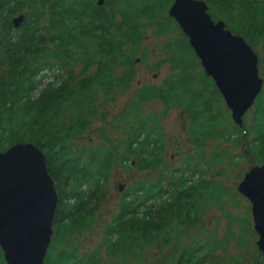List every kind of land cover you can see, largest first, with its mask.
Wrapping results in <instances>:
<instances>
[{
  "label": "trees",
  "instance_id": "obj_1",
  "mask_svg": "<svg viewBox=\"0 0 264 264\" xmlns=\"http://www.w3.org/2000/svg\"><path fill=\"white\" fill-rule=\"evenodd\" d=\"M96 1L0 0V69H6L0 73V151L16 142L35 143L45 154L58 195L44 264H104L102 249L108 258H120V264H142L149 247L167 246L176 231L179 243L187 228L201 220L208 204L222 202L226 192L220 183L202 174L195 179L199 163L174 168L165 178L168 167L160 117L151 112L138 116L140 102L160 101L161 116L182 108L194 143L209 137L237 146L249 138L246 148L252 162L264 164V90L243 116L242 126L230 123L229 109L212 105L213 101L220 104L218 98H222L213 79L203 68L197 70L199 59L187 36L167 13L172 0H104L101 5ZM205 1L212 18L224 17L226 27L243 36L253 49L259 37L264 38V0ZM20 13L22 22L15 26L12 18ZM153 24L156 37L172 28L179 31L178 37L171 36L162 46L167 56L150 66L154 70L168 63L169 75L158 85L136 89L132 111L124 113L128 130L120 142L87 152L72 151L70 142L89 128L99 106L129 88L136 75L137 48L146 36L145 28ZM139 58L145 62L146 51ZM259 62L264 63V54ZM75 64L80 66L77 72ZM49 69L59 71L57 79L43 83V72ZM117 163L139 170L159 169L160 174L122 192L117 213L104 225L101 243L80 256L77 245L66 237L89 224L96 205L85 207ZM177 171L181 173L176 175ZM245 233L228 232L217 243L204 234L185 248L176 242L169 256L174 264H224L215 252H226L232 239L236 246H243ZM0 264H6L1 249ZM226 264H239V259L234 256ZM248 264H264V256L257 252Z\"/></svg>",
  "mask_w": 264,
  "mask_h": 264
},
{
  "label": "rangeland",
  "instance_id": "obj_2",
  "mask_svg": "<svg viewBox=\"0 0 264 264\" xmlns=\"http://www.w3.org/2000/svg\"><path fill=\"white\" fill-rule=\"evenodd\" d=\"M222 18L223 19L219 20L225 22L226 19L224 17ZM154 29V24L145 28L146 36L142 39L137 48L138 60H136V58L134 62L136 75L130 81V86L127 91L123 94H118L114 100H110L106 104L99 106L98 112L94 116L89 128L81 137L70 142L72 151L83 149L87 152L90 148L95 146L105 148L109 147L111 143L120 142L124 136V131L128 130V126L126 125L128 119L124 117V113L126 111H132V101L136 89L143 84L158 85L169 75L170 69L168 63H164L161 67L154 70L150 69V66L167 56L166 52L162 50V46L171 36H174V38L178 37L179 31L172 28L169 33L156 37L153 35ZM261 37H259L258 45L253 50L258 56V72L263 78L262 90H264V63L259 62V59L264 54V38ZM143 51H146L148 56L145 62L140 61L139 58ZM201 68L202 66L199 62L197 64V70ZM73 69L77 72L80 69L79 64H75ZM5 72L6 69H0L1 74ZM58 72L57 69L45 70L43 72L45 76L42 78V82L45 83L50 80H56ZM218 100H220V104L216 105L213 101L212 105L225 110L227 106L224 99L218 98ZM162 110L163 105L160 101L147 100L139 103L137 115L144 117L151 112L160 117V127L164 135V163L165 166L168 167L165 178L167 179L174 173V168H184L187 165L192 167L196 165V163H199L200 170L195 174V179H198V176L201 174L205 179L213 178L215 183H220L225 189L226 195L223 196L221 203L208 204L204 208L201 213V220L197 221L195 227H189L187 230L185 229L186 233L180 237L179 243V231L175 230V236L167 246H164L163 243H159L158 247L157 245L149 247L145 253L146 260L142 264H167L168 261L170 264H174L172 260L173 257L169 255L174 252L177 243L178 247L185 248L198 242L204 234H209L214 241H221L223 236L227 235L228 232L236 235L241 234L245 230L246 233L243 246H236V243L232 239L229 242L226 252L218 249L215 255L217 259H224V264L229 260L231 261L234 256H237L239 259V264H248L257 252L259 255L261 254L256 246L257 234L253 230L251 203L237 189L238 183L242 179L244 173L249 170L251 164L249 161V159L251 160V155L248 154L246 148L249 138L237 146L223 139L217 140L209 137L206 138L203 143H194L188 136L187 125L189 119L186 112L180 107H175L170 109L165 116H161L160 113ZM229 121L230 123H234L231 118V112L229 114ZM215 154H217L218 160L215 159L212 161V157ZM211 162H214V164H211ZM180 173L181 171H177L176 175ZM213 173L219 174L213 176ZM158 174H160L159 169L139 170L133 166L131 168L125 167L120 163H117V165L111 168L108 179L103 182L95 196L85 207L89 208L96 205L89 224L82 229L75 230L71 235L68 234L66 237L68 242L71 241L77 245L78 255L81 256L85 253H90L101 243L104 225L117 213L122 192L135 182L155 180ZM120 186L122 187L121 189L119 188ZM59 187L62 191H66L63 184ZM246 218H248V220H246ZM200 229L201 231L199 232ZM252 230L255 232L254 236L251 234ZM212 244L215 245L214 242H212ZM101 256L104 260V264L121 263L120 258H116L115 260L108 258L104 249L101 250Z\"/></svg>",
  "mask_w": 264,
  "mask_h": 264
},
{
  "label": "water",
  "instance_id": "obj_3",
  "mask_svg": "<svg viewBox=\"0 0 264 264\" xmlns=\"http://www.w3.org/2000/svg\"><path fill=\"white\" fill-rule=\"evenodd\" d=\"M167 13L187 36L234 123L242 126L243 116L263 86L257 53L223 20H214L204 0H172ZM22 19L20 14L12 21L18 26ZM249 161L237 189L251 203L256 246L264 256V164ZM57 200L45 154L35 143L16 142L0 151V249L6 264H44Z\"/></svg>",
  "mask_w": 264,
  "mask_h": 264
},
{
  "label": "flooded vegetation",
  "instance_id": "obj_4",
  "mask_svg": "<svg viewBox=\"0 0 264 264\" xmlns=\"http://www.w3.org/2000/svg\"><path fill=\"white\" fill-rule=\"evenodd\" d=\"M172 3V2H171ZM171 5V4H170ZM208 11H209V9H208ZM210 13V12H209ZM258 96V95H257ZM223 98V97H222ZM256 99V98H255Z\"/></svg>",
  "mask_w": 264,
  "mask_h": 264
}]
</instances>
